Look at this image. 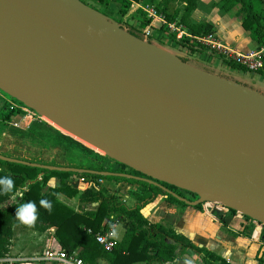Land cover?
<instances>
[{"label":"water","instance_id":"water-1","mask_svg":"<svg viewBox=\"0 0 264 264\" xmlns=\"http://www.w3.org/2000/svg\"><path fill=\"white\" fill-rule=\"evenodd\" d=\"M124 33L92 23L71 0H0V90L145 177L89 171L174 185L197 196L163 186L189 205L219 201L264 223V97L158 47L252 104L224 98L127 46Z\"/></svg>","mask_w":264,"mask_h":264},{"label":"trees","instance_id":"trees-1","mask_svg":"<svg viewBox=\"0 0 264 264\" xmlns=\"http://www.w3.org/2000/svg\"><path fill=\"white\" fill-rule=\"evenodd\" d=\"M93 1L106 11L116 0ZM117 1L120 2L119 15L122 18L128 13L133 1L142 0ZM199 1L161 0L155 4L161 7L160 10L168 19H179L192 34L202 35L213 31V26L208 22L192 21L191 14L198 7ZM221 8L227 12L236 9L237 14L241 17L242 26L250 32L252 40L259 48H264V0H222ZM138 20L137 30L139 31L149 23V20L145 18H138ZM163 33L166 41L175 42L172 34L164 29ZM149 42L151 43V41ZM178 44L190 49L201 48L198 43L188 37L179 40ZM262 59L264 63V49ZM230 65L239 67L235 63ZM259 73L264 76V66ZM45 127L49 128L47 132L54 134L58 142L61 143H59L60 148H67L65 142L68 140L75 142L81 151L89 155L92 163L87 166L68 165L69 167L87 169L85 171H63L0 159V257L10 253L17 227L38 232H44L54 227L55 237L61 247L70 253L77 252L85 264H96L99 258L107 260L108 264H156L157 262L166 264L175 262L179 255L186 253L189 249L200 254L203 264H230L224 257L211 249L195 245L189 237L179 233L175 228L167 226L163 222H151L142 213L144 206L159 194L167 195L169 202L187 205L173 193H167L164 187L189 200L197 199L196 195L167 183L154 184L123 175L145 177L144 174L115 160L118 166L113 168L111 164H106L108 159L111 160L107 155L98 153L69 135L42 123L31 124L28 133L31 132L32 136L42 135ZM40 131L41 133H38ZM0 153L30 162L57 165L53 161L29 159L18 149L14 150L13 154L3 150H0ZM89 170L123 174L104 175ZM52 178L56 179L55 186L48 184ZM70 178H82L90 182V186L80 190L72 185L69 181ZM101 179L138 183L139 189L133 193L136 197L135 204L128 206L117 194L109 192L101 184ZM45 186L47 187L45 188ZM19 191L22 192L20 197L18 196ZM59 194L69 198L77 197L79 209H74L62 202L59 199ZM94 203L97 205L91 207ZM200 206L201 204H198L196 207ZM118 223H122L125 234L121 241H116L113 249L106 250L96 241L95 233L112 230ZM88 228H91L93 233H89ZM0 264L4 263L0 262Z\"/></svg>","mask_w":264,"mask_h":264},{"label":"crops","instance_id":"crops-1","mask_svg":"<svg viewBox=\"0 0 264 264\" xmlns=\"http://www.w3.org/2000/svg\"><path fill=\"white\" fill-rule=\"evenodd\" d=\"M160 1L155 0V3ZM134 3L137 2H132L125 16L134 19V27L128 29L139 36L140 32L137 30L139 27L138 18L144 17ZM221 4L222 0H200L198 7L191 14L192 21L212 24L213 31L230 49L241 53L263 50L264 48H259L256 42L252 40L250 32L242 26L241 17L237 14V10L233 9L227 12L221 8ZM112 6L113 4L110 8ZM146 41H156V43H162V46L166 45V49H162L163 51L177 57L193 71H200L217 79L237 83L264 97V76L259 72H251L243 68L234 67L216 58L205 49H190L189 47L180 46L176 41H166L163 29L159 27L153 28L151 37ZM156 43L153 46L162 47ZM101 181L103 182L104 180L101 179ZM48 184L55 186L56 179L54 178V182ZM107 189L109 192L117 194L128 206H133L136 202V197L133 193L139 189V184L127 181H117L115 183L113 180L111 188ZM58 196L62 202L77 209L74 207L75 203L79 204L77 197L69 198L63 194ZM127 200L131 204H128ZM96 205L94 203L91 207ZM142 213L151 222H163L167 226L175 228L179 233L189 237L195 245L211 249L224 257L230 264H264V259L261 260L258 255L260 249L264 246V226L255 224L247 216L242 217L237 215L236 212H231L227 216L215 218L204 213L201 206L196 207L189 204L169 202L167 201V195L163 194L157 195L151 202L146 204L142 209ZM118 227H121L119 234L117 232ZM31 231L36 234L40 233L39 238L45 242V246L50 238L55 236L54 227L44 232ZM124 234L125 228L122 223L116 224L114 235L117 241H121ZM13 249L14 246L12 245L10 253H12ZM10 253L9 255H11ZM182 255L184 258H180L179 255L175 262L166 264H195L197 261L203 264L200 254L196 256L192 252L188 253L187 251ZM26 257L30 259L32 256L26 255ZM28 262L27 264H33L30 261ZM96 264H108V261L99 258ZM156 264L161 263L157 262Z\"/></svg>","mask_w":264,"mask_h":264},{"label":"built area","instance_id":"built-area-1","mask_svg":"<svg viewBox=\"0 0 264 264\" xmlns=\"http://www.w3.org/2000/svg\"><path fill=\"white\" fill-rule=\"evenodd\" d=\"M135 4L141 11L143 17L149 20V23L144 29L139 31L141 34L138 32L139 36L141 35V37L146 40L151 37L153 28L159 27L167 31L169 34H172L176 42L184 37H188L190 40L198 43L202 49H205L227 64L235 63L239 67L251 72H259L264 66L262 59L263 50H254L247 53L235 51L227 47L214 31L202 35L192 34L188 31L187 26L179 19H168L160 10L161 7L155 3L142 0L134 3V5ZM133 33L135 34L134 31ZM0 102L4 104L8 111L12 112L11 117H16L14 121L15 126L28 128L32 122L41 120L44 117L33 108L14 98L2 95ZM89 186L90 182L85 181L82 178L76 185L80 190H84ZM18 196H22L21 191L18 192ZM201 209L204 213L214 216L215 218L227 216L231 212H236L237 215L246 217L241 211L233 210L219 201H205L201 203ZM252 221L255 224H261L264 226V223H261L256 219H252ZM87 231L93 233L91 228H88ZM95 239L98 243L103 245L106 250L113 249L117 241L114 235V229L107 232L95 233ZM37 260H46L55 264H85L84 260L77 254V252L70 253L63 249L55 236L50 238L41 256L34 255L28 259L26 255L23 254H8L4 257H0V262L4 264H27L28 261Z\"/></svg>","mask_w":264,"mask_h":264},{"label":"rangeland","instance_id":"rangeland-1","mask_svg":"<svg viewBox=\"0 0 264 264\" xmlns=\"http://www.w3.org/2000/svg\"><path fill=\"white\" fill-rule=\"evenodd\" d=\"M71 1L75 3L76 5H78L82 10H91V11L102 14L104 19L109 24V27L112 26L117 29H120L125 32L124 34L130 35L142 43L144 42L146 45H149L153 49L160 50L157 47L153 46V44L156 43V41H151V43H149V41H146L141 36H138V35L133 36V34L130 33L132 31L129 30L128 28L134 27L133 23H135V21L131 17L129 18L126 16H124L123 18L120 17L119 15L120 2L119 1L117 0L114 1L113 6L106 11L100 8L93 0H71ZM147 1L155 3V0H151V1L147 0ZM156 44L162 46V43H156ZM165 46H162L159 48L166 49ZM239 89L245 91V93H250L254 95V92L249 90L248 88L241 87ZM255 94L260 96L257 93ZM2 95L13 98L9 96L7 93L0 90V98ZM11 113L12 112L8 111L5 108L4 104L0 102V150L13 154V151L18 149L22 152L24 156H26L29 159L41 160L45 162L53 161L57 163L58 166H68V165L69 166H76V165H86L87 166L92 163V160L90 159L89 155L81 151L79 146H77L75 142L68 140L65 142V144H67V148L65 149L60 148L59 147L60 142H58L54 134L52 133L50 134L49 132H47V129H49L47 127L44 128V132H42V135L32 136V134H30L31 132L28 133V131L30 130L29 127L31 125L28 128H23L22 126H15L14 121L16 117H11ZM9 114H10V117H9ZM34 122H39L44 125H47L48 127H52L53 129L59 130L60 132L66 135H69L76 141H79L85 146L93 149L94 151L104 154L97 148H94L87 142L80 140L79 138L67 132L66 130L56 125L51 124L49 121L45 119V117H43L41 120L34 121ZM34 122H32V124ZM38 133H41V131ZM106 164H111L113 168H116L118 166V163L112 159L111 160L108 159L106 161ZM79 180H80L79 178L69 179V181L75 187ZM53 182H54V178H52L49 183H53ZM100 182L101 184L105 185L107 188H111L113 179H104L103 182L101 180ZM114 182L117 183V180H114ZM46 187L47 186H45V188ZM127 203L131 204L129 200H127ZM74 207L79 209V204L75 203ZM120 230H121V227H118L117 228L118 234ZM39 237H40V233L36 234L35 232L31 230L17 227L15 229V235L13 238L14 249L12 250V253L10 254L15 255V254L20 253V254L27 255V256H34V255L41 256L46 246H45V242H43ZM189 251H191L196 256L199 255V253L193 251L192 249L188 250V253H191ZM180 258H184V256L180 255ZM30 262H32L33 264H51L52 263L46 260H37V261H30ZM195 264H202V263L197 261Z\"/></svg>","mask_w":264,"mask_h":264},{"label":"bare ground","instance_id":"bare-ground-1","mask_svg":"<svg viewBox=\"0 0 264 264\" xmlns=\"http://www.w3.org/2000/svg\"><path fill=\"white\" fill-rule=\"evenodd\" d=\"M85 14L92 23L98 26L109 28V24L107 23V21L103 17L98 15L96 12L91 11V10H85ZM121 41L127 46L133 48L134 50L141 52L142 54L154 59L155 61L160 63L167 70H169L170 72L174 74H177L183 78L191 79L199 84L209 87L213 89L217 94H219L220 96L224 98H228L230 100L243 103L246 106H250L252 104V102L246 96L240 94L234 89L228 86L213 84V82L208 81L201 76H198L195 72L187 68L185 65H182L180 62L173 59L171 56L167 55L163 51L153 49L149 45H146L144 42L143 43L140 42L139 40L135 39L134 37L130 35L124 34L123 37L121 38ZM44 117L51 124L58 126L46 116Z\"/></svg>","mask_w":264,"mask_h":264}]
</instances>
